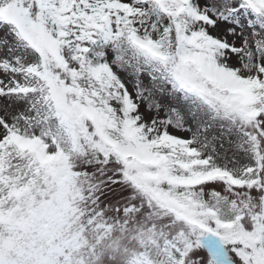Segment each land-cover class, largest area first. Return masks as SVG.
<instances>
[{"label": "snow or ice", "instance_id": "snow-or-ice-1", "mask_svg": "<svg viewBox=\"0 0 264 264\" xmlns=\"http://www.w3.org/2000/svg\"><path fill=\"white\" fill-rule=\"evenodd\" d=\"M0 264H264V0H0Z\"/></svg>", "mask_w": 264, "mask_h": 264}]
</instances>
